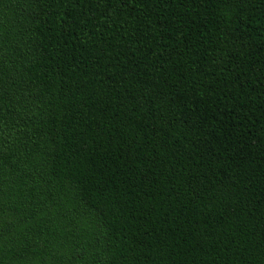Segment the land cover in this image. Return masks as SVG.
<instances>
[{
    "label": "trees",
    "instance_id": "obj_1",
    "mask_svg": "<svg viewBox=\"0 0 264 264\" xmlns=\"http://www.w3.org/2000/svg\"><path fill=\"white\" fill-rule=\"evenodd\" d=\"M0 264H264V0H0Z\"/></svg>",
    "mask_w": 264,
    "mask_h": 264
}]
</instances>
